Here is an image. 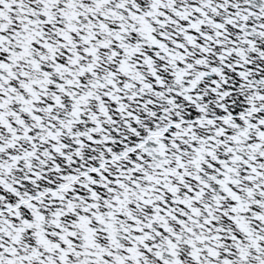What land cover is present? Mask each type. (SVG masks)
<instances>
[{
    "label": "snow or ice",
    "instance_id": "6c2138e0",
    "mask_svg": "<svg viewBox=\"0 0 264 264\" xmlns=\"http://www.w3.org/2000/svg\"><path fill=\"white\" fill-rule=\"evenodd\" d=\"M0 264H264V0H0Z\"/></svg>",
    "mask_w": 264,
    "mask_h": 264
}]
</instances>
